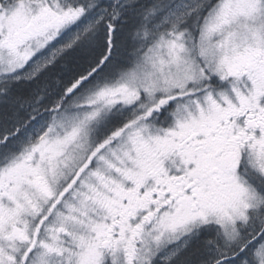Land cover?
Returning <instances> with one entry per match:
<instances>
[{"label": "snow or ice", "instance_id": "obj_1", "mask_svg": "<svg viewBox=\"0 0 264 264\" xmlns=\"http://www.w3.org/2000/svg\"><path fill=\"white\" fill-rule=\"evenodd\" d=\"M0 264H264V0H0Z\"/></svg>", "mask_w": 264, "mask_h": 264}]
</instances>
